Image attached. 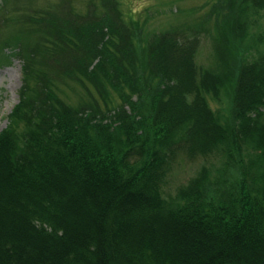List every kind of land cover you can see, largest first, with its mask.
Returning a JSON list of instances; mask_svg holds the SVG:
<instances>
[{
    "label": "trees",
    "instance_id": "obj_1",
    "mask_svg": "<svg viewBox=\"0 0 264 264\" xmlns=\"http://www.w3.org/2000/svg\"><path fill=\"white\" fill-rule=\"evenodd\" d=\"M101 1L110 9L101 18H81L72 4L3 0L0 26L22 32L6 42L27 73L0 131V264H264V54L250 59L242 40L233 43L264 0H220L235 21L247 16L239 35L222 31L219 57L231 62L219 72L195 66L177 32L161 46L147 42L143 61L132 62V31L110 15L118 0ZM52 7L54 19L45 17ZM44 22L60 41L48 35V49L83 46L77 67L59 56L57 64L93 82L105 104L99 94L76 106L30 78L26 41ZM223 89L230 108L213 110L208 97ZM187 151L209 163L176 185L171 171Z\"/></svg>",
    "mask_w": 264,
    "mask_h": 264
},
{
    "label": "rangeland",
    "instance_id": "obj_2",
    "mask_svg": "<svg viewBox=\"0 0 264 264\" xmlns=\"http://www.w3.org/2000/svg\"><path fill=\"white\" fill-rule=\"evenodd\" d=\"M46 1L55 2L59 11L64 7H70L72 4L75 12L84 15L81 18L87 16L101 18V14L104 11L110 10L107 7L108 5L103 4L101 0H38L36 5H42ZM118 2L120 11L118 13H110V15H112V19L116 18L118 23L121 22L124 27L128 25L131 29V37L135 42V53L137 55V58H132V62H137L139 65L144 59V53L146 55L147 42L152 45L155 44V46H161L163 42V39L161 41L162 36L164 38L170 33L177 32L178 40L187 42L186 49L192 48L195 50V55L193 56L195 66L219 72L221 68L225 65L227 66L228 62H231V60L219 57V52H226L227 48V43L224 41L226 38L222 37V31H226L227 37L233 32L239 35L235 31V24L244 21L247 16V12L239 14L235 21V18L233 19L231 15H228L229 12H223L224 9L221 5L223 1L220 2V0H118ZM2 5L3 0H0V8ZM89 9H91L90 12L88 11ZM44 15L54 19L52 17L55 15L54 8L52 7L51 11H45ZM250 17L254 21L257 20V22L255 21L256 23L250 25L249 30L245 33L247 35H239L233 43L242 40L241 43L246 48V57L250 55V59H253L259 53L264 54V6L256 7ZM76 21L74 20L73 22ZM42 24L44 26L29 32L30 37L26 41L28 56L31 60L30 78L34 79L32 75L36 74L37 79L34 81L38 79L49 81L55 89H58L67 102L76 106L83 102L84 104L88 103L91 96L98 97L100 92L93 82L89 81V87H85L82 81L76 80L78 77L68 78L62 69L67 73L70 71L62 66L61 69L60 65L57 64V57L59 56L66 61L72 62L73 67H77L80 54H82V51L77 50H82L83 46L71 48L65 43H61L63 49L57 47L56 44V49H48L45 41L48 35L53 39L55 38L58 42L60 41L55 37L56 31L54 29L47 30L46 22ZM8 28L0 26V105L5 100V104L0 107V113L4 110L9 111L11 104L17 98L16 91L17 89L19 90L21 84L22 66L24 65L23 57L19 59L17 55H14L15 48H12L14 47L13 43L10 41L6 42V40L22 32L16 26ZM66 28L70 34L75 32L72 25L66 24ZM257 40H259V43ZM93 44L95 43L92 39L86 45ZM217 56L219 57V62H216ZM99 59L100 56L90 60V67H95ZM85 63H87L86 60ZM131 68L139 70L134 66ZM153 69L156 72L157 66ZM151 76V79L156 78L154 74ZM147 77L149 76L147 75ZM146 79L144 76L145 82ZM174 79L175 77L173 76L171 82ZM156 80H158V77ZM148 82L149 80H147ZM103 94H105V91H103ZM109 95L116 103L121 101V97L117 92L110 91ZM230 95L228 89H223L218 96L214 98L208 97L212 109L216 110L219 107H224V109L229 110L231 105ZM99 96L103 97L101 94ZM133 98L138 99L136 94ZM103 102L105 104L104 97ZM114 118L115 114L112 111L105 116L104 121L111 122ZM3 119L0 118V130L8 122ZM181 153L184 154V159L183 161H177L178 163L175 161L176 164L170 176L171 182L176 185L187 182L190 178L197 175L202 164L209 163L201 155V152H197L195 157H190L189 155L191 154L188 151L187 153ZM213 153L215 154L210 156L216 157L217 152ZM212 161L214 163L217 162L216 159H212Z\"/></svg>",
    "mask_w": 264,
    "mask_h": 264
}]
</instances>
